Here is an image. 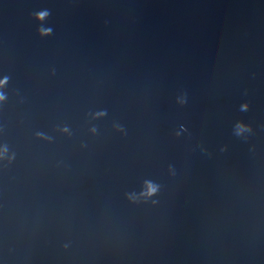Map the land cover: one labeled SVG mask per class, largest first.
<instances>
[{"label":"water","instance_id":"1","mask_svg":"<svg viewBox=\"0 0 264 264\" xmlns=\"http://www.w3.org/2000/svg\"><path fill=\"white\" fill-rule=\"evenodd\" d=\"M0 264H264V0H0Z\"/></svg>","mask_w":264,"mask_h":264}]
</instances>
